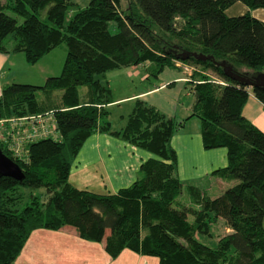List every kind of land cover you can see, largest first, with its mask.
I'll return each mask as SVG.
<instances>
[{
  "label": "trees",
  "instance_id": "1",
  "mask_svg": "<svg viewBox=\"0 0 264 264\" xmlns=\"http://www.w3.org/2000/svg\"><path fill=\"white\" fill-rule=\"evenodd\" d=\"M235 3L264 10V0H129L124 9L121 0H0V53L23 52L29 63L57 47L66 54L60 75L44 85L12 83L0 91V121L49 114L54 124V136L24 143L17 156L8 148L11 136L0 141L23 175L0 177V264H15L32 231L63 227L102 243L111 259L129 250L158 264H264V134L241 114L248 89L263 106L264 92L217 65L246 80L264 74V23L248 12L227 16ZM138 65L153 79L164 68H189L190 117L200 121L202 145L226 150V167L212 172L225 184L215 197L187 187L189 202L178 200L170 141L183 122L135 100L124 126L110 131L106 74ZM96 131L151 154L139 177L115 194L68 182L72 159ZM218 222L230 233L214 247L202 244L199 237H214Z\"/></svg>",
  "mask_w": 264,
  "mask_h": 264
},
{
  "label": "crops",
  "instance_id": "2",
  "mask_svg": "<svg viewBox=\"0 0 264 264\" xmlns=\"http://www.w3.org/2000/svg\"><path fill=\"white\" fill-rule=\"evenodd\" d=\"M233 6L238 7V13L233 16L248 12L253 18L264 23V10L249 11L240 3H235ZM229 9L226 10V14ZM11 56H14V53H0V70ZM180 65L182 64H176V66ZM181 67L183 69L164 68L154 79L148 75L146 67L142 65L120 68L128 71L127 81L129 83H134L137 80L146 82L153 80V82L147 89H135L133 93L115 98L112 95L108 80V74L111 72H108L106 79L112 101L107 106L108 120L111 117V107L125 106L119 115V120L122 122L120 126L112 127V121L109 120L110 131L115 132L124 126L135 100L143 101L168 118H172L176 123L183 122L182 127L178 129L170 141V145L176 153V171H178V167L185 168L187 172L190 171L187 176L188 179H182L183 182H200L210 176L209 179H214L215 183L223 185V188L214 189L213 194H219L225 188V184L220 183V180L216 182V177L212 175V172L226 167V150L204 149L200 121L196 117H190L193 106L192 90L188 84L190 74L184 72L186 71L185 68H188L187 66ZM132 79L134 80L132 81ZM4 86L0 85V91ZM247 92L248 97L242 108V117L264 134V106L253 96L251 89H248ZM179 152L183 153L182 164ZM150 157L151 154L148 152L134 147L110 133L96 131L83 142L78 153L72 159L68 182L78 190L102 195L115 194L118 190L130 186L139 177L141 164ZM179 181L181 182L180 179ZM217 228L223 231L222 235L217 236L213 233L214 237H203L204 241L208 242L207 244L211 247L220 237L230 233V229L226 228L222 222H218L213 227L214 232ZM14 263L158 264V259L140 256L129 250H123L118 257L111 259L104 251L102 243L81 240L73 228L63 227L58 231L44 229L32 231Z\"/></svg>",
  "mask_w": 264,
  "mask_h": 264
},
{
  "label": "rangeland",
  "instance_id": "3",
  "mask_svg": "<svg viewBox=\"0 0 264 264\" xmlns=\"http://www.w3.org/2000/svg\"><path fill=\"white\" fill-rule=\"evenodd\" d=\"M129 0H121V7L124 9L127 5V2ZM4 2V0H2ZM87 3V0H85V4ZM77 4L79 6H83V3L81 1H77ZM238 13V7L233 6L229 11L227 12V16H233ZM6 14L9 16L15 17L16 16L11 13L10 11H6ZM21 20L18 19V23H20ZM10 44H13L11 37L9 36L5 41L4 45L8 47ZM13 55V54H11ZM65 51L63 47H57L52 50H50L48 53L43 55L41 58H39L34 63H29L26 60V57L23 52H16L14 53V56H11L7 63L3 66L2 70H0V85L6 84H27V85H33V86H42L44 85L45 81L48 78L58 77L61 73L64 61H65ZM188 69V68H187ZM185 68V70L187 71ZM126 69H115L113 71H110L111 73L108 74V80L110 84V88L112 91L113 97H118L121 95H128L130 93L135 92V89L141 90V89H147L152 84L153 80H150L149 82L146 81H134L128 82V71H125ZM51 75V76H50ZM55 75V76H54ZM50 76V77H48ZM46 77H48L46 79ZM46 79V80H45ZM134 79H132L133 81ZM85 88H79L78 93L79 96L83 97V92ZM60 94V93H56ZM44 95L37 93V100L39 102L44 101L43 100ZM55 99V98H53ZM57 99V97H56ZM122 108H125V106H114L110 109V116L109 120L112 121V127H118L121 125L122 122L119 120V115L122 110ZM10 119V118H9ZM12 119V118H11ZM0 140H3V138L0 136ZM27 143V142H26ZM24 143H19V148H23ZM14 146L8 144V148L10 150ZM179 158L180 162L182 164L183 162V153L179 152ZM190 172V171H189ZM185 168L181 169V167H178V171H176V176L178 179L181 180L182 183V193L178 197V200L181 202H189V197L187 194V187H193L199 190L200 192L204 193L205 195L209 197H215L217 194L214 193V189H219L220 187L223 188V185H219L218 183H215L214 179H209L207 177L206 179L201 180L200 182H189L184 181L182 179H188L187 176L189 174ZM218 178H216V182H218ZM215 183V184H214ZM220 183H223L220 181ZM212 232L215 233V235L219 236L223 234V231L219 230L218 228L215 230L212 228ZM200 241L202 244L207 245L208 247H211V245H208V242H205L203 239V236H200ZM213 241V240H212ZM214 242V241H213ZM214 247V246H213Z\"/></svg>",
  "mask_w": 264,
  "mask_h": 264
},
{
  "label": "built area",
  "instance_id": "4",
  "mask_svg": "<svg viewBox=\"0 0 264 264\" xmlns=\"http://www.w3.org/2000/svg\"><path fill=\"white\" fill-rule=\"evenodd\" d=\"M5 135L11 136L10 143L14 146L12 148L17 156L19 143L54 136V124L49 114L7 119L0 121V136L3 138L0 141L5 140Z\"/></svg>",
  "mask_w": 264,
  "mask_h": 264
},
{
  "label": "water",
  "instance_id": "5",
  "mask_svg": "<svg viewBox=\"0 0 264 264\" xmlns=\"http://www.w3.org/2000/svg\"><path fill=\"white\" fill-rule=\"evenodd\" d=\"M192 56L195 58V60L198 61H206L211 60L209 57H204L202 55H196L192 54ZM187 56L183 57V59H186ZM222 68V72L225 76L232 80H236L239 83H242L244 85H247L254 88H259L264 92V74L263 73H255L252 74L248 80L243 79L235 74H233L229 67H227L224 63L217 64ZM0 177H8L12 178L16 181H20L23 178V175L19 169V167L11 161L9 158H7L0 150Z\"/></svg>",
  "mask_w": 264,
  "mask_h": 264
}]
</instances>
